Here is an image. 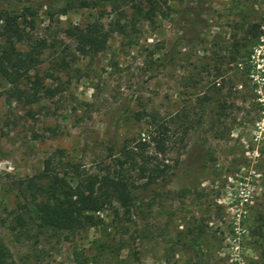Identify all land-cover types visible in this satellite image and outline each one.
<instances>
[{
  "label": "rangeland",
  "instance_id": "rangeland-1",
  "mask_svg": "<svg viewBox=\"0 0 264 264\" xmlns=\"http://www.w3.org/2000/svg\"><path fill=\"white\" fill-rule=\"evenodd\" d=\"M147 1L136 0L140 14L129 0H0V50L6 14L24 34L17 50L47 44L20 87L39 78L55 90L20 101L0 77L9 264H264L255 233L264 220V0H152L153 11ZM94 22L107 45L81 55L69 30ZM142 138L148 166L164 172L148 186L131 172L130 212L105 207L95 226L73 233L11 230L17 183L41 174L46 159L104 174Z\"/></svg>",
  "mask_w": 264,
  "mask_h": 264
},
{
  "label": "trees",
  "instance_id": "trees-1",
  "mask_svg": "<svg viewBox=\"0 0 264 264\" xmlns=\"http://www.w3.org/2000/svg\"><path fill=\"white\" fill-rule=\"evenodd\" d=\"M129 2L138 13H144L136 0ZM147 5L150 7L149 11H153L152 0H148ZM145 15L147 17L148 12ZM2 20V35L6 42L0 50V77L10 85L13 95L20 101L35 102L41 95H53L55 90L45 87L39 78L32 83L29 91L20 87L28 78L29 72L41 62L42 52L47 48L45 40L30 39L28 50L19 51L13 41H22L24 34L17 18L6 14ZM68 35L75 41L77 52L86 56L104 50L109 38V33L98 22L83 28L72 27ZM151 139L157 145L163 141L154 137ZM146 145L145 138H142L134 147L121 148L112 156V170L109 169L104 174H87L75 164L67 162L60 166L51 159H46L41 174L17 183L22 202L18 204L13 216L11 230L15 235L24 237H30L32 232L35 236L47 231L73 233L95 226L97 214L105 207L117 204L130 212L135 207L137 189L131 172L136 171L141 179H146L144 186L154 183L156 177L164 172L148 166L152 160L144 155ZM255 233L264 240V220ZM133 258L138 261L137 250L133 251ZM0 264H9L1 244Z\"/></svg>",
  "mask_w": 264,
  "mask_h": 264
}]
</instances>
